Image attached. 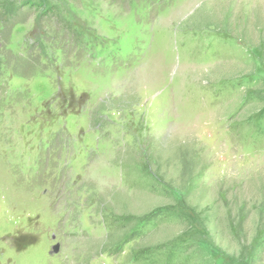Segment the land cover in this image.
Returning a JSON list of instances; mask_svg holds the SVG:
<instances>
[{"label":"rangeland","instance_id":"1","mask_svg":"<svg viewBox=\"0 0 264 264\" xmlns=\"http://www.w3.org/2000/svg\"><path fill=\"white\" fill-rule=\"evenodd\" d=\"M264 264V0H0V264Z\"/></svg>","mask_w":264,"mask_h":264},{"label":"trees","instance_id":"2","mask_svg":"<svg viewBox=\"0 0 264 264\" xmlns=\"http://www.w3.org/2000/svg\"><path fill=\"white\" fill-rule=\"evenodd\" d=\"M243 264H245V263H243Z\"/></svg>","mask_w":264,"mask_h":264}]
</instances>
